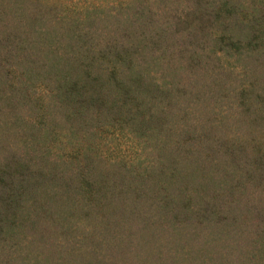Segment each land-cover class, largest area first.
I'll use <instances>...</instances> for the list:
<instances>
[{
  "label": "rangeland",
  "instance_id": "1",
  "mask_svg": "<svg viewBox=\"0 0 264 264\" xmlns=\"http://www.w3.org/2000/svg\"><path fill=\"white\" fill-rule=\"evenodd\" d=\"M120 1L0 0V175L6 184L12 167L27 172L16 217L35 221L8 234L2 224L0 261L11 252L6 236H13V264H21L19 250L44 264L94 263L91 250L105 255V264H264V57L246 60L251 71L243 79L232 60L208 55L219 30L205 3L221 0ZM227 1L237 20L247 13L249 0ZM258 5L260 14L264 1ZM234 24L231 34L244 40L250 27ZM149 33L159 34L154 45L144 39ZM84 37L101 44L131 39L141 49V71L180 79L183 92L172 88L165 110L157 98L130 124L119 118L109 126L104 112L72 123L67 110L53 106L65 99L37 80L11 89L28 72L53 80L67 56L81 52ZM16 60L25 62L22 76L8 66L20 65ZM86 161L90 177L106 185L95 205L81 204L60 178ZM71 244L86 253L72 256Z\"/></svg>",
  "mask_w": 264,
  "mask_h": 264
},
{
  "label": "trees",
  "instance_id": "2",
  "mask_svg": "<svg viewBox=\"0 0 264 264\" xmlns=\"http://www.w3.org/2000/svg\"><path fill=\"white\" fill-rule=\"evenodd\" d=\"M126 0H121L118 3H124ZM264 0H249L246 9L251 13H243L241 19L237 20L232 8L227 5V0H221L220 2H206L207 6H210V11H207L209 22L215 26L214 30H219L218 35L214 38L217 48H211L208 50V55L213 58H219L221 55L227 60H232L230 68H237L240 75H243V79L247 78L251 68L247 66L246 60L252 58L254 62H258V59L264 57V7L262 8L263 15L257 14L259 10V3ZM130 2V0H129ZM118 6L119 8L127 7L129 4ZM111 4V3H109ZM236 19L235 23L233 21ZM245 22L249 27V35H245L244 40L237 39L231 34V24L235 26H241ZM82 35V34H81ZM80 35V36H81ZM158 33H149L144 37H148V41L155 44L158 38ZM113 38V37H109ZM125 41H118L117 39L108 40L101 43H93L92 38H83L85 45L81 48V52L68 55L67 63H61L60 74L57 73L55 78L46 79L44 76L40 78L32 77L38 76V72H33V75L28 72L32 79L28 75H23V79L18 78L15 81L16 85H10L11 89H16L17 86L21 90H26L36 85L34 80H37V84L43 85V88L57 93L59 97H63L65 101L59 99L58 104H54L56 108H64L68 111V116L72 123L76 124L82 122L85 119V113L104 112L107 114L106 118L108 123L106 125L113 126L119 123V118L123 120L124 124H130L133 122L136 112L139 108L145 107L152 100L159 98V102L163 104L162 110H165L164 105H169L170 92L173 89L176 90L178 95L183 92L184 83L180 79L175 81L173 77H164L162 75H155V70L148 73L146 68L141 71L140 65L135 61V56L141 53V49L136 44H133L131 39H124ZM88 42V43H87ZM21 45V41H17ZM28 45H34L35 39L28 38ZM24 46V45H23ZM18 54L27 62H33L28 53L23 47H17ZM73 52V51H72ZM166 51H164L165 54ZM253 55V56H252ZM134 60V61H133ZM191 60L185 59L187 68H193L188 62ZM16 66L8 64L13 68L18 67L19 73L22 76V72L27 71L21 64H25L20 60H16ZM19 65V66H18ZM41 71H48L45 64H40ZM68 66V67H67ZM56 67V65H55ZM179 68V67H178ZM16 70V68H15ZM230 71V69H228ZM154 71V72H153ZM145 76H143V73ZM45 73V72H44ZM193 73L187 74V77L191 78ZM43 77L45 78L43 80ZM175 81V82H174ZM250 80L244 81L241 84V92L249 89ZM8 81L6 82V90L9 89ZM56 97V98H59ZM146 97V101L142 98ZM54 99V96L53 98ZM65 102V103H64ZM48 105H51L48 103ZM150 106V105H149ZM149 109V107H148ZM147 110V107H146ZM93 115V114H92ZM91 119H95L94 116H90ZM113 118V119H112ZM112 119V120H111ZM98 122V121H96ZM96 126L101 127L99 123ZM97 131H94L95 135ZM77 134L75 137L77 138ZM79 139V137L77 138ZM80 140V139H79ZM87 148H89L87 146ZM17 162L19 157H16ZM6 162H9L6 160ZM81 164L80 170L72 171V174L62 173L60 178L65 177L64 184L70 183L75 192V197L78 196V200L81 204L95 205L98 202L97 199H103L102 185L106 186L102 181L91 178V162H84ZM17 165H23L18 162ZM31 165V164H30ZM2 166V165H0ZM7 166V164H6ZM7 168V167H6ZM14 170L12 173L13 180L9 183L8 173L5 178H1L0 175V192L5 193L4 198H0V229L2 224H6V234L10 233L13 229L19 231L25 229V224H28L29 228H32L33 222L23 219V221L17 220L16 215L22 209L21 202L22 183L27 180V172H19L17 167H12ZM85 169V170H84ZM16 180V182H14ZM21 180V182H20ZM144 180V179H141ZM141 180L136 182H142ZM113 183V182H112ZM135 183V182H132ZM127 186L125 183L120 185ZM84 206V205H83ZM82 221L86 220L88 216L87 210H81L80 215ZM35 228V227H34ZM70 230V229H69ZM71 232V231H69ZM12 233V232H11ZM74 238V237H73ZM68 241L67 239H65ZM2 242V241H1ZM4 245L11 251L8 254V259H2L0 264H13L12 261L17 259L15 255V247L19 246L13 241V236H6V242ZM74 245L70 246V253L74 257H80L78 252L86 253L85 250L72 249ZM25 252V248L22 249ZM89 256L86 264H105V255L98 254L91 250L87 253ZM38 254L29 255L28 253H22L19 250V261L21 264L33 261L32 264H44L40 263L36 258ZM79 264V261H76ZM54 264H62L55 262Z\"/></svg>",
  "mask_w": 264,
  "mask_h": 264
}]
</instances>
